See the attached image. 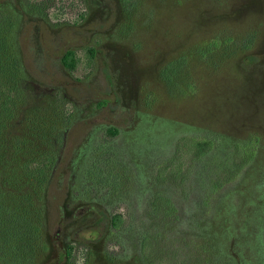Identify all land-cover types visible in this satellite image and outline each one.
Returning a JSON list of instances; mask_svg holds the SVG:
<instances>
[{"label": "rangeland", "instance_id": "1", "mask_svg": "<svg viewBox=\"0 0 264 264\" xmlns=\"http://www.w3.org/2000/svg\"><path fill=\"white\" fill-rule=\"evenodd\" d=\"M0 264H264V0H0Z\"/></svg>", "mask_w": 264, "mask_h": 264}, {"label": "trees", "instance_id": "2", "mask_svg": "<svg viewBox=\"0 0 264 264\" xmlns=\"http://www.w3.org/2000/svg\"><path fill=\"white\" fill-rule=\"evenodd\" d=\"M62 63L69 70H73L75 68V52L73 50H67L62 57ZM109 132L111 135H116L118 133V129L110 128ZM189 144V151H193V153L195 154H201L213 145L212 143L201 141H189ZM123 221L124 219L121 214H117L111 217V224L115 228L120 227ZM64 255L65 257H69L70 255H72V247H70V249H65Z\"/></svg>", "mask_w": 264, "mask_h": 264}, {"label": "flooded vegetation", "instance_id": "3", "mask_svg": "<svg viewBox=\"0 0 264 264\" xmlns=\"http://www.w3.org/2000/svg\"><path fill=\"white\" fill-rule=\"evenodd\" d=\"M111 226L113 227V225L111 224ZM115 228V227H114Z\"/></svg>", "mask_w": 264, "mask_h": 264}]
</instances>
